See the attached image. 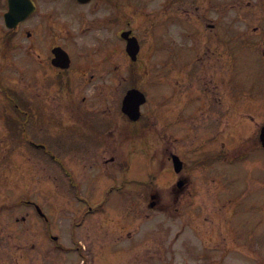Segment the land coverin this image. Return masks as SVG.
I'll use <instances>...</instances> for the list:
<instances>
[{
    "label": "flooded vegetation",
    "instance_id": "flooded-vegetation-1",
    "mask_svg": "<svg viewBox=\"0 0 264 264\" xmlns=\"http://www.w3.org/2000/svg\"><path fill=\"white\" fill-rule=\"evenodd\" d=\"M70 3L80 9L78 16L67 9ZM52 20L64 25L66 39L50 35ZM75 47L93 54L84 61ZM246 48L264 58V0H0V124L6 121L0 142L8 143L0 146V155L20 156L24 176L43 179L44 167H61L54 154L59 149L30 137L29 126L47 132L51 127L53 140L64 128L84 132L94 138L91 151L100 155L102 167H161L159 180L166 170L174 174L170 184L176 185L177 203L192 181L204 185V176L193 179L197 166L181 155L187 150L181 131L186 116L194 119L195 134L207 135L212 144L196 152L214 162L225 161L221 155L236 149L237 138L244 139L250 127L249 118L241 117L245 113H237L231 76L237 50ZM156 80L169 88L163 96L158 93L159 99L149 95ZM135 91L146 97L138 116L133 106L141 95H129ZM186 102L195 106L190 113ZM260 118L255 149L264 121ZM71 161L79 167L92 164L83 156ZM37 183L34 199L44 197L42 180ZM149 197L160 204L156 191ZM10 201L0 186V257L17 247L9 244L8 230L24 224L19 241L28 237L26 229L35 242L18 249L24 253V246L31 247L24 254L35 252V262L29 264H44L45 218L34 200L26 201L30 211L20 216Z\"/></svg>",
    "mask_w": 264,
    "mask_h": 264
},
{
    "label": "rangeland",
    "instance_id": "rangeland-1",
    "mask_svg": "<svg viewBox=\"0 0 264 264\" xmlns=\"http://www.w3.org/2000/svg\"><path fill=\"white\" fill-rule=\"evenodd\" d=\"M227 1L238 4L245 0ZM67 9L73 11L75 17L80 14V9L71 3ZM47 26L51 36L67 38L64 25L52 20ZM75 52L84 61L93 54L91 50L80 52L77 47ZM233 59L231 76L233 88L236 90L237 113L239 110L245 113L241 117L249 118L247 123L250 127H246V132H243L244 139H237V148L232 150L233 153L225 155V162L221 163L223 162L221 160L215 163L205 159V154L196 152L197 149L209 148L212 144L208 142L207 135L198 137L195 134L194 119L186 116V126L181 131L185 135L186 143L183 144L187 146V150L185 154L184 151L181 152V155L188 164L190 163L189 165L198 167L194 168L193 179L198 181L200 178L197 176H204V185L200 186V183L194 184L192 181L177 203L173 200L174 188L173 186L170 188L171 176L162 178L159 184L156 181L152 182L150 168L155 167H132L126 171L120 167L119 169L109 167L110 174H105L106 167L101 166L100 155L91 151L96 143L90 134L64 128L61 135L53 140L49 136L51 127H47V132L37 126H29L26 132L30 137L43 138L58 146L59 150L54 154L69 166L67 168L75 179L74 190L77 187L76 183L80 181L82 182L80 191L88 195L86 203L79 205L73 197L72 188L61 185L60 206L57 201L53 199L51 201L52 195H48L51 192L50 186L45 190L46 203L41 198V200L35 198L51 215L52 228L55 232L53 234L61 236L62 248H65V251L58 252L54 241H49L50 246L45 248L46 260L48 258L54 262L59 261L60 264H83L85 261V264H264V151L259 153L260 149L252 146L260 126V117H264V104L253 105L256 101L264 102V59L262 61L250 48L237 50ZM155 82L154 87H149V95L153 99H159L158 93H163V96L169 88L164 82L158 80ZM194 108L195 106L186 102L185 110L188 113ZM249 113L253 116H249ZM0 126V133L3 136L2 127L6 126V121ZM196 130L201 131L202 126ZM7 144L5 141L0 142V146ZM200 146L202 147L199 148ZM76 156H83L86 160L89 158L92 164L88 167L81 164V167L76 166L75 162L71 161V157ZM125 157L126 155L123 156ZM2 158L0 157L1 160ZM8 158L10 159V155ZM145 163L150 165L149 160H145ZM0 168L1 173L4 167ZM14 169L16 171L15 167ZM46 170L49 174L56 175V171L51 167H46ZM210 170L217 175L214 177L215 181L210 180L212 178ZM188 174L192 180L190 170ZM205 175L211 184L207 183ZM112 176H116L117 180L113 181ZM5 180L2 175L0 186ZM17 180L22 178L13 175L10 178L12 182L7 186L15 188L19 185ZM136 180L142 183H137ZM60 182H63L62 178ZM112 183L120 188H114L112 185L111 190ZM150 188H155L163 198L170 196L171 204L162 199V203H165L164 208H151L144 193ZM8 195L12 202L17 198L14 189H10ZM217 196L219 200L215 199ZM186 197L187 199H184ZM99 204L104 205L101 212L92 216L98 221L93 222L87 215L85 219L87 206L95 207ZM22 209L15 215L25 214L20 212ZM59 217L67 224V228L59 229ZM75 222H78V226L75 228V235H72L71 228ZM22 225L24 227V224ZM20 230H8L12 234L9 244L17 247L8 249V256L0 257L1 263L35 262V252H30L29 257L24 255L31 247L24 246L23 248L27 250L24 253L21 248L18 249L20 244L34 243L35 236L31 235L30 230L25 229L28 237L19 241ZM152 249H155L153 253L150 252Z\"/></svg>",
    "mask_w": 264,
    "mask_h": 264
},
{
    "label": "water",
    "instance_id": "water-1",
    "mask_svg": "<svg viewBox=\"0 0 264 264\" xmlns=\"http://www.w3.org/2000/svg\"><path fill=\"white\" fill-rule=\"evenodd\" d=\"M263 142H264V130H263V138H262Z\"/></svg>",
    "mask_w": 264,
    "mask_h": 264
}]
</instances>
